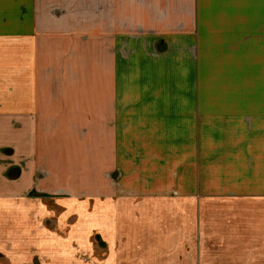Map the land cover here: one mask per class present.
Masks as SVG:
<instances>
[{
  "label": "crops",
  "instance_id": "obj_1",
  "mask_svg": "<svg viewBox=\"0 0 264 264\" xmlns=\"http://www.w3.org/2000/svg\"><path fill=\"white\" fill-rule=\"evenodd\" d=\"M76 1L0 0L2 146L26 159L16 180L0 164V264H94V237L101 264L128 250L174 264L159 252L190 232L206 243L205 204L222 199L261 200L246 233L264 243V0ZM56 140L59 154L91 144L105 192L61 185L65 159L38 152ZM50 166L37 185L55 196H29Z\"/></svg>",
  "mask_w": 264,
  "mask_h": 264
},
{
  "label": "rangeland",
  "instance_id": "obj_2",
  "mask_svg": "<svg viewBox=\"0 0 264 264\" xmlns=\"http://www.w3.org/2000/svg\"><path fill=\"white\" fill-rule=\"evenodd\" d=\"M76 2H78V9L84 5V0H78ZM5 128L6 120H0V164L13 163L12 165L14 166L8 170L6 176L10 180H16L21 177L22 171L26 166V159L18 154L16 147L2 146L5 145V136L4 134L1 136V133H3ZM81 131L82 130L80 129L78 133L79 139L84 136L81 135ZM14 138L15 140H18V137ZM69 142L65 146L66 151L61 154H59L60 152L52 151V146L56 149L59 148V146L61 150L64 149L58 140L54 143L51 142V145L48 147L40 145L38 152L48 149L47 151H42L41 155L50 161H52V159L57 161L65 159V161L61 162V166H59L60 169L54 173L57 178L59 177L61 179L62 186L68 188L70 185L74 184V186H76L73 189L75 192H78L81 187L84 188L79 192V194L82 193V197L91 194L97 196L105 192V185L101 183L102 167L100 166V159L97 162L99 167L89 166L91 159L87 157V154L92 156L91 151L93 150V147L91 144L88 142L87 144L90 146L86 149L79 145L77 151L75 150V153H71L74 148ZM16 162L21 164V166L17 165ZM52 171L53 167L51 166L49 168L38 169L35 176L36 183L33 189L29 190V196H45L44 191L38 190L37 184L41 179H49ZM66 180H70L71 184L68 185L65 183ZM51 181L52 179L48 182V186H51L52 188L54 187V184H51ZM48 186L44 189H47ZM91 188H93L92 191ZM45 194L48 196H55V193ZM205 206L206 210L203 218L206 220V226L209 229L204 232V239L207 242L201 243L200 240L203 239L201 232H190L189 239H191L192 243H167L169 245L168 252L162 250L159 254L162 256H169V259H172L174 264H193L195 259L202 257L209 259L210 262L213 257H216L220 259L218 262H223L222 264H237V259L240 258L252 257L255 262L258 257L264 256V243H258L262 238L261 233L254 235H252V233L247 235L246 233L251 226H253L255 230L261 231V210L263 208L261 200L222 199L216 204L208 203L205 204ZM199 207L200 204H190L191 216H193L195 209ZM219 208L221 209L219 210ZM215 225L216 229L211 230ZM223 229H225L224 232ZM222 232L223 235L221 238L220 234ZM94 239L96 241V243H94V264H101L103 255H105L103 251L106 250L107 244L102 243V241L99 240V237H94ZM221 239L223 240V243L219 242ZM246 241L250 243H245ZM129 244L132 245L133 243ZM161 244L162 243H158V245ZM67 258H69V253L65 254V259ZM123 264H136L133 262V252L129 250L126 252L125 263Z\"/></svg>",
  "mask_w": 264,
  "mask_h": 264
}]
</instances>
